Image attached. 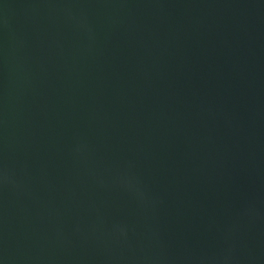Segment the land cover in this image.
Masks as SVG:
<instances>
[{
	"label": "water",
	"instance_id": "95a60500",
	"mask_svg": "<svg viewBox=\"0 0 264 264\" xmlns=\"http://www.w3.org/2000/svg\"><path fill=\"white\" fill-rule=\"evenodd\" d=\"M0 264H264V0H0Z\"/></svg>",
	"mask_w": 264,
	"mask_h": 264
}]
</instances>
